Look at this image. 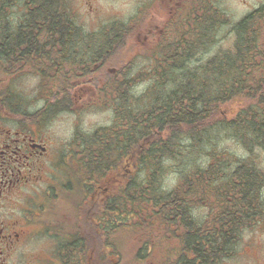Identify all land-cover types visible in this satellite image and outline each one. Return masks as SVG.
<instances>
[{
  "label": "trees",
  "instance_id": "trees-1",
  "mask_svg": "<svg viewBox=\"0 0 264 264\" xmlns=\"http://www.w3.org/2000/svg\"><path fill=\"white\" fill-rule=\"evenodd\" d=\"M22 2L24 5H20ZM63 2L0 0V56H7L4 60L0 58V67L6 62L14 66L22 61L43 66L47 64L41 61L49 54L45 53L49 44L66 48L69 43L93 41L103 50V81H96L104 87L105 96L117 105L114 124L100 128L91 137L82 135L81 149L69 162L80 184L77 189L67 190L75 202L72 212L74 208L80 210L92 193L90 187L82 188L84 182L99 183L103 179L107 185L110 178L120 180L109 187L112 193L105 191L104 230L97 233L91 214L88 219L83 211L77 218L73 217L77 228L65 241L60 240L61 247L56 252L59 264H113L111 243L107 242L109 232L135 229V225L125 226V221L131 219L141 227L160 223L170 234L177 235L184 250L177 254L174 264H220L233 256L241 232L264 222V170L251 156L239 158L214 147L206 167L189 163L191 170L182 173L181 186L165 191L160 182L165 169L162 159L172 157L182 139H191L195 145L206 131L216 128L236 138L250 153L256 148L264 150V4L234 25L235 39L229 50L210 54L208 49L217 46L220 39L215 40V31L209 34L203 27L200 33H187L185 41L179 37L159 47L158 57L149 58L153 62L150 70L154 71L149 74L152 91L133 97L129 91L135 80L126 77L123 67L110 61L115 56L113 46L123 39L124 25L119 22L105 26L95 36L88 33L92 36L89 37L66 13ZM216 12V29L230 23L224 13ZM18 16L23 17L16 19ZM4 32L5 51L2 50ZM39 39L50 43L43 45ZM55 62V67L39 72L43 75L49 72V77L61 73L74 78L63 68L69 61L55 59ZM193 63L200 65L191 67ZM108 66H118V73L112 75ZM168 83V89L155 92ZM71 84L62 87L69 91H58L52 100L46 101L36 115L38 119L46 120L73 109ZM1 103L18 109L5 92H0V110ZM82 143L87 147H82ZM125 163H130L132 172H125ZM140 165L148 174H138ZM197 199L200 204L213 207L206 221L200 224L190 214V207ZM84 226L88 234L83 236ZM98 239L103 247L98 245Z\"/></svg>",
  "mask_w": 264,
  "mask_h": 264
},
{
  "label": "rangeland",
  "instance_id": "rangeland-1",
  "mask_svg": "<svg viewBox=\"0 0 264 264\" xmlns=\"http://www.w3.org/2000/svg\"><path fill=\"white\" fill-rule=\"evenodd\" d=\"M145 1L64 0L63 2L66 13L77 22V25L83 28L84 33L89 37H92L90 36L91 34L95 36L97 32L100 33L101 31L97 28L102 27L104 24H109L110 26L107 25L109 27L114 23L121 22L124 24V35L120 32L123 39L120 44L113 46L112 53H115V56L110 61L112 65L123 67L124 71H126V77L135 80V85L129 91L132 96L134 95L133 97L143 96L142 94H147L148 90L152 91L150 86L153 81L149 74L154 71L150 70L152 61L149 58H154L155 48L153 46L151 50L148 47L145 48L139 40L138 42H133L131 45L132 33L135 31L130 23L135 20L137 12L142 10L146 18L153 13V18L158 11L157 7L159 5L154 2L146 9ZM87 2L89 5L93 4L96 7V14L88 15L85 12L88 8ZM216 2L217 7L221 8L224 14H227L228 22L230 23L217 28L216 38L220 40L216 42L218 43L217 46H212L208 49L210 54L229 50L235 39V32L233 31L234 25L251 11L264 4V0H216ZM137 20L145 23V18L142 16H138ZM160 24H162V20H160ZM110 31L108 30L107 32L111 33ZM138 38L140 39L139 35ZM216 38L214 37L215 40ZM175 40L178 39L176 38ZM198 65L200 63H193L191 67ZM25 66V71L15 76L8 77L0 72V92L3 89L4 91L10 90L13 93L12 95L10 94V97L15 103L14 108L27 112V115L24 116V119H27L35 118V115L32 116L30 114H35L41 106L46 104L48 99L51 98L52 100L55 93L36 92V88L40 90L46 87V78L43 79L37 71L31 68L32 66L30 64ZM66 76L61 73L55 75L49 87L58 89L62 84L66 85L68 83L70 85L74 78H68ZM142 76L144 77L142 78ZM75 87L78 88H75L73 91L70 89L69 92L70 95L72 92H75L73 95L76 103L75 111L60 112L47 119L52 120L51 123L49 122V129L52 134L67 140L74 134L80 136L85 135L88 138L95 132L98 133L100 128L114 124L117 119V105L115 106L110 97L105 96L104 93L96 95V91L90 85H79ZM168 88L169 83L165 88L163 86L158 87L155 92L159 93ZM54 91L57 90H53L52 92ZM129 93L127 94V100L129 99ZM51 94L52 97H50ZM234 108H236L235 104ZM2 117L4 116L0 111V119ZM200 137L202 139H198L195 145H193L194 141L191 139H182L179 150L174 151L175 154L172 157L166 156L162 159V165L165 168L160 177L162 190H174L178 186H181L180 180L182 173L191 170V166L188 165L189 163L192 166L202 164L203 167H206L213 155L214 147H218L221 152H231L239 158L251 156L257 165L264 170V150L256 148L253 153H250L236 138L219 128L206 131ZM124 166L132 169L127 163ZM137 172L139 175L148 174V171L143 170L141 165ZM109 192L112 193V191ZM69 195L71 197V194ZM46 198L47 196L43 191L25 190L18 198V204H23L26 207L28 205L36 206L37 204L44 205L46 203L44 207L47 208L46 211L50 212V217H52V214L54 216H60L63 212L70 210L71 207H75V202L73 203V200L70 201V198L66 195L59 198L61 201L58 202L54 199H51V202H46ZM211 208L213 207L200 204L197 199L190 207V214L197 223H204L211 212ZM135 223L137 221L134 219L125 221V226L135 225V229L119 228L118 231L109 232L110 236L107 238V242H110L112 247V255H110L112 263L174 264L176 252L178 250H184L177 235L170 234L163 225L157 222H151L149 225L142 227ZM34 228L37 229L36 225ZM61 230L65 237L69 234L68 227L64 225L61 227ZM64 238L62 237L63 241H65ZM100 239L102 240V236ZM60 240L61 238H54L45 231L34 234L26 248L29 249V252L26 249L20 250L11 262L14 264H52V260L55 259L53 264H58L56 252L58 246L61 247L59 244ZM98 245L103 247V243L99 239ZM102 247H100L101 251L103 250ZM149 249H151V252L146 256ZM234 249V255L223 259L220 264H264V222L243 230ZM21 252L27 254L23 256ZM136 259L138 260L137 262L135 261Z\"/></svg>",
  "mask_w": 264,
  "mask_h": 264
},
{
  "label": "flooded vegetation",
  "instance_id": "flooded-vegetation-1",
  "mask_svg": "<svg viewBox=\"0 0 264 264\" xmlns=\"http://www.w3.org/2000/svg\"><path fill=\"white\" fill-rule=\"evenodd\" d=\"M89 2L91 3V1ZM153 2L159 5L154 17L152 18L153 13H151L146 18L145 13L140 10L130 25L135 31L132 33L131 45L139 40L145 48L148 47L151 50L153 46L155 48L154 59L158 57L156 53L159 47L167 46L170 41H174L176 38H182L185 41L188 36L187 33H200L201 27L207 29L209 34L215 31L214 37L216 38V21L218 20H216V11L219 15L223 13L221 8L217 7L216 0H146L144 2L146 9ZM87 4L88 8L85 12L88 15L96 14V7L93 4L89 5L88 2ZM20 5H24V3L22 2ZM138 16L144 17L145 23L138 21ZM22 17L18 16L16 19H22ZM160 20H162V24H160ZM107 25L109 24H104L97 29L103 30ZM3 34L5 40L2 42L4 46L2 50L5 51L7 35L6 32ZM38 42L49 44L50 40L39 39ZM69 44L66 45V48H58L55 44L50 47L49 44L48 48H50L45 49V53L48 52L49 54L40 56L45 58L41 62L47 63L43 66L27 61L9 66V63L6 62L3 67H0V72L8 77L19 75L25 71V65L30 64L31 68L37 71L43 79L46 78V87L40 90L36 88V92L69 91V89L62 88L64 84L60 85L58 89L49 87L53 76H51L52 78L49 77V72L44 75L39 72L40 69L48 71L50 66L55 67V59H62L63 61L65 59L69 61V64H64L63 68H67L68 73L74 77L71 84L72 91L78 88L75 86L90 85L96 91V95L103 94L104 87L99 86L96 81H103L104 65L101 47L89 40H82L76 45ZM0 58L4 60L7 59V56L1 54ZM107 68L112 75L118 73L119 68L117 66H108ZM53 90L57 91L52 92ZM74 93L71 94L72 99ZM2 106L4 117L0 119V264H14L11 260L20 250L27 248L34 234L46 231L53 237L61 236L63 234L61 227L64 221L66 222L65 227H68V233L71 235L77 228L72 225V222L75 223L73 217L77 218L82 211L86 217L88 213L91 214V219L98 227L97 233H102L104 230L102 213L104 194L109 187L120 183L117 177L107 181V185L103 179L99 183L84 182L81 185L82 188L90 187L92 193L85 198L84 204L81 205L80 210L76 211L75 215L70 210V212H63L60 216L52 214L50 217V212L46 211L47 208L44 207L46 203L26 207L23 204H18V198L25 190L43 191L48 198H46V202H51V199L58 202L61 201L59 198L63 195L69 197L71 193L67 190H74L80 186L74 177L72 168L69 167L71 166L69 162L74 153L81 149L80 145L84 136L74 134L67 140L52 134L49 129V122L51 123L52 120L38 119L36 116L44 106H41L35 114H30L35 115V118L27 119H24L27 112L21 109L15 111L9 105L2 104ZM19 108L21 107L19 106ZM72 108L73 110L76 109L75 105ZM83 146L87 147L86 144L82 143ZM124 169L125 172H132L125 166ZM89 197L92 200H89ZM89 203H91V208H89ZM68 218L72 220L70 221ZM85 221L87 220L85 219ZM35 225L37 229L34 228ZM56 225H59V229L56 228ZM82 234L83 236L88 234L87 226H84ZM26 250L29 252V249ZM63 251L61 250V252ZM94 251L92 249L91 254H94ZM177 252L180 254V250ZM21 253L23 256L27 254ZM57 260L59 264V258Z\"/></svg>",
  "mask_w": 264,
  "mask_h": 264
},
{
  "label": "bare ground",
  "instance_id": "bare-ground-1",
  "mask_svg": "<svg viewBox=\"0 0 264 264\" xmlns=\"http://www.w3.org/2000/svg\"><path fill=\"white\" fill-rule=\"evenodd\" d=\"M117 127V126H116ZM119 133V132H118ZM87 142V141H86ZM103 151V150H102ZM179 183V182H178ZM192 187V186H191ZM122 200V199H121ZM124 201V200H123ZM193 209V208H192ZM256 217V216H255ZM121 227V226H120ZM118 228V227H117ZM144 253V252H143Z\"/></svg>",
  "mask_w": 264,
  "mask_h": 264
}]
</instances>
